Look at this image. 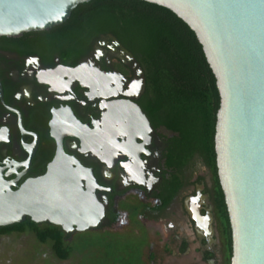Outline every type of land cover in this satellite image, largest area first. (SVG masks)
<instances>
[{
  "label": "flooded vegetation",
  "instance_id": "obj_1",
  "mask_svg": "<svg viewBox=\"0 0 264 264\" xmlns=\"http://www.w3.org/2000/svg\"><path fill=\"white\" fill-rule=\"evenodd\" d=\"M80 67L82 76L76 74ZM95 70L124 80L91 89L86 78ZM141 73L145 82L140 64L110 32L78 41L52 33L0 36L3 181L16 192L44 176L62 136L64 153L93 175L82 180L90 212L103 214L98 227L71 234L29 217L14 225L57 227L66 240L95 231L139 234L145 237L141 264H231V228L215 158L214 166L198 154L179 167L167 164L175 135L154 128L144 114ZM130 104L148 128L130 118ZM76 121L85 131L76 132Z\"/></svg>",
  "mask_w": 264,
  "mask_h": 264
},
{
  "label": "water",
  "instance_id": "obj_2",
  "mask_svg": "<svg viewBox=\"0 0 264 264\" xmlns=\"http://www.w3.org/2000/svg\"><path fill=\"white\" fill-rule=\"evenodd\" d=\"M91 0H0V36L18 38L63 25ZM172 12L195 34L215 77L219 94L214 152L228 213L231 264H264V0H138ZM85 67L76 69L84 75ZM87 77L91 89L124 80L99 70ZM139 84L143 92L145 82ZM130 118L149 127L135 105ZM85 131L76 121V132ZM75 136V135H65ZM78 136V135H76ZM58 149L44 176L16 192L0 174V228L48 222L66 234L96 228L103 214H92L82 180L89 170Z\"/></svg>",
  "mask_w": 264,
  "mask_h": 264
},
{
  "label": "trees",
  "instance_id": "obj_3",
  "mask_svg": "<svg viewBox=\"0 0 264 264\" xmlns=\"http://www.w3.org/2000/svg\"><path fill=\"white\" fill-rule=\"evenodd\" d=\"M110 32L137 60L144 72L140 105L154 128L175 137L169 166H182L194 155L214 166V135L219 94L201 45L189 27L169 10L138 0H91L79 5L63 25L45 32L54 38L75 39ZM29 232L51 242L60 260L72 248L57 227L33 223L13 225L0 235Z\"/></svg>",
  "mask_w": 264,
  "mask_h": 264
},
{
  "label": "rangeland",
  "instance_id": "obj_4",
  "mask_svg": "<svg viewBox=\"0 0 264 264\" xmlns=\"http://www.w3.org/2000/svg\"><path fill=\"white\" fill-rule=\"evenodd\" d=\"M66 242L72 252L60 260L50 241L42 244L32 233L0 235V264H141L145 237L95 231L74 234Z\"/></svg>",
  "mask_w": 264,
  "mask_h": 264
},
{
  "label": "bare ground",
  "instance_id": "obj_5",
  "mask_svg": "<svg viewBox=\"0 0 264 264\" xmlns=\"http://www.w3.org/2000/svg\"><path fill=\"white\" fill-rule=\"evenodd\" d=\"M110 84V83H109Z\"/></svg>",
  "mask_w": 264,
  "mask_h": 264
}]
</instances>
